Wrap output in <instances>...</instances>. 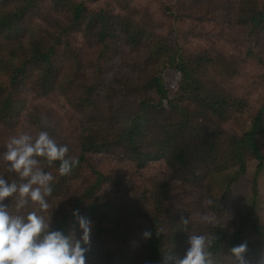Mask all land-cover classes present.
<instances>
[{"label":"trees","instance_id":"trees-1","mask_svg":"<svg viewBox=\"0 0 264 264\" xmlns=\"http://www.w3.org/2000/svg\"><path fill=\"white\" fill-rule=\"evenodd\" d=\"M42 2L49 4L50 22L46 23L48 31L41 30L46 36L36 37L33 33L40 24L33 28L25 20L35 11L44 15L39 8ZM239 2L238 22L247 28L250 37L264 35V5L260 0ZM128 7L129 3L124 0V9ZM120 9V14L90 9L78 0H0V76L6 77L5 83L0 84V128L16 127L23 107L21 91L28 86L42 96L56 91L64 95L72 93L68 103L75 110L80 109L84 118L82 124L86 125L80 126L70 137L50 112L35 109L30 114L38 132L47 130L57 144L68 146L69 156L79 159V165L69 175L61 176L59 161L49 166L44 158H39V167L54 176L53 192L46 197L47 211L41 210L39 204L30 211L42 215L50 231H63L74 242L82 235L73 215L78 209L80 215L94 222L96 230L91 236L90 249L85 253L86 264H91L93 258L115 264L119 248L122 244L128 247L135 234V215L141 214V208L130 200L119 203L104 195V188L112 179L95 169L93 163L97 155L119 152L137 171L151 162L165 161L173 174L183 180H198L199 172L207 168L214 173L236 168L237 173L226 183L229 187L246 175L249 163L255 162L253 200L248 211L241 214L238 228L229 238L217 226L211 228L207 236L213 239L210 251L214 264H220L224 251L230 254L233 246L245 242L248 245L245 258L261 260L264 223L255 216L258 177L264 171V103L251 113L244 98L231 96L214 82L236 73L231 70L236 62L232 56L209 50L186 54L177 49V41L172 43L167 37L150 33V29L135 19L136 15L129 16L131 11L123 13L122 5ZM81 33L102 49L99 58L103 61L94 80L83 78L75 85L72 79L80 72H74V68L80 69L83 63L77 57L74 42L75 36ZM119 41L131 50L142 48L147 52V62L153 66L149 80L128 81L126 76H113L104 69L119 49L111 44ZM167 71H174L180 80L173 98L165 83ZM127 94L138 98L133 99L136 100L133 112L125 111L121 105ZM247 113L250 124L242 134H228L221 127L239 114ZM42 116L54 127L42 123ZM79 181L84 183L82 189L73 191ZM163 197L155 189L152 198L157 202L156 207L145 214L140 224L142 234L147 230L152 235L145 238L146 248L138 264L177 262V226L166 235ZM225 198L222 197L221 204L226 202ZM214 206H220L218 200L214 201ZM102 235L105 240L98 244ZM182 246L184 248L185 243ZM189 247L185 248V253Z\"/></svg>","mask_w":264,"mask_h":264},{"label":"rangeland","instance_id":"rangeland-1","mask_svg":"<svg viewBox=\"0 0 264 264\" xmlns=\"http://www.w3.org/2000/svg\"><path fill=\"white\" fill-rule=\"evenodd\" d=\"M88 8L110 11L120 14V5L123 6V13L131 11L129 16L136 15V20L143 27H147L150 33L170 39L175 43L177 49L183 50L186 54H194L206 50L220 52L226 57L232 56L236 62L231 65L235 70L233 76L224 80H216L218 86L222 87L228 94L241 97L246 100L251 113L258 110L264 103V35L250 37L247 28L238 22L239 0H125L129 3L128 9H124V0H78ZM264 5V0H260ZM42 13L36 12L26 18L37 30H34L36 37L46 36L41 30H47L46 23L50 22V8L48 2L39 4ZM40 27L42 29H40ZM48 31V30H47ZM77 57L82 59L80 69L74 68V72H80L78 77L73 78L77 85L84 80L92 81L95 78L99 65L103 58H99L101 48L92 41H87L84 34L75 36ZM111 46L119 47L104 69L110 71V75L126 76L128 81L144 83L153 76V66L147 62V52L142 48L131 50L122 42L112 43ZM1 49V48H0ZM117 53V54H116ZM234 69V70H233ZM231 73V72H229ZM85 76V77H84ZM166 85L170 98L178 92L179 76L174 71H167ZM120 80V79H119ZM6 81L5 76H0V84ZM30 86L21 91L23 101L22 111L18 116L17 125L12 130L0 128V174L7 178L9 183L22 182L17 174L8 170V162L4 160L6 143L10 137L27 132L33 137L39 134L37 125L31 122L30 114L35 109L41 112H50L56 116L63 131L75 134L80 130L83 115L80 109L75 110L68 103L73 94L68 92L65 95L56 91L48 96L36 94ZM136 97L130 94L124 96L121 105L125 111L136 110ZM189 104V103H187ZM105 107L104 104L101 105ZM193 108V105H190ZM250 124L249 114H239L234 120L221 124V127L228 134L240 135ZM264 152V141L262 142ZM94 167L97 171L111 177L112 181L104 188V195L114 198L119 203L131 201L141 208V214L135 215L133 224L135 234L131 236L129 246L123 245L118 254L115 264H138L142 261V255L146 248V241L142 235L140 224L149 214L157 202L153 201L152 194L155 189L162 193L164 214L166 216L165 233L169 235L177 226V260L185 255V248L189 247L188 239L191 235H210L211 228L220 227L227 238L238 228L241 214L248 211L250 202L253 200L252 183L255 173V162L249 163L246 175L242 176L231 187L226 186L231 177L235 176L237 169L214 173L207 168L199 172L198 180H183L173 174L165 161L151 162L141 171H137L134 165L119 152L114 155L101 154L94 158ZM212 172V173H211ZM117 183V186L115 185ZM84 183L79 181L74 185L73 191L81 190ZM258 197L256 200L257 214L255 217L259 222L264 223V171L258 177ZM226 202L221 204L222 197ZM18 193L13 197L6 198L4 204L11 215L24 217L35 207L30 198L28 203L18 208ZM211 199L213 203L205 206V201ZM218 200L220 206L215 208L214 201ZM161 208V203H160ZM29 210L30 212L27 213ZM207 214L209 222L201 219ZM181 217L188 220L185 226L181 223ZM215 220H211V218ZM46 221V220H45ZM133 222V221H132ZM94 222L91 223V236L96 230ZM105 235L98 238L97 243L101 244ZM183 243L185 246L183 248ZM227 243V242H226ZM110 250H113L111 247ZM103 251V249H102ZM220 264H232L230 255L224 251L220 256ZM250 264H258L260 260L253 257L246 258ZM91 264H110L107 259L101 262L93 258Z\"/></svg>","mask_w":264,"mask_h":264},{"label":"clouds","instance_id":"clouds-1","mask_svg":"<svg viewBox=\"0 0 264 264\" xmlns=\"http://www.w3.org/2000/svg\"><path fill=\"white\" fill-rule=\"evenodd\" d=\"M41 122L54 127L47 117L42 116ZM6 149L4 160L8 162V170L26 182L9 183L0 177V264H86L85 253L91 246L92 222L80 215L78 209L73 215L79 222L82 235L73 242L63 231H50L45 218L35 211L25 219L11 215L4 204L6 198L18 193V208L27 204L30 198L33 203L39 204L41 210L47 211L49 204L46 197L52 195L54 176L39 167V158H44L49 166L59 161L61 176L69 175L79 165V159L69 156L68 146L57 144L47 130H41L35 138L27 132L12 136L6 143ZM212 203L211 199H207L205 206ZM201 219L210 221L207 214ZM181 223L186 226L188 220L181 217ZM142 235L148 239L152 233L146 230ZM212 242L213 239L206 235H191L188 239L190 247L176 264H214L210 251ZM247 250L246 242L233 246L229 254L232 264H250L245 258ZM258 264H264V256Z\"/></svg>","mask_w":264,"mask_h":264}]
</instances>
